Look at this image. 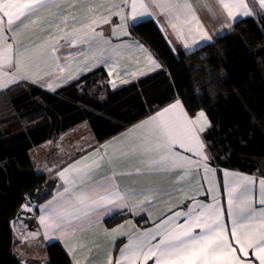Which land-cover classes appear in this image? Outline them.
Wrapping results in <instances>:
<instances>
[{
    "label": "trees",
    "instance_id": "obj_1",
    "mask_svg": "<svg viewBox=\"0 0 264 264\" xmlns=\"http://www.w3.org/2000/svg\"><path fill=\"white\" fill-rule=\"evenodd\" d=\"M130 33L161 70L116 89L99 68L56 91L25 80L0 91V264H73L58 241L46 246L45 259H23L13 219L26 196L38 211L58 189L56 179L38 173L32 149L83 123L103 142L179 99L190 116L203 111L210 121L204 142L219 176L229 170L264 178V14L188 53H175L153 20L131 24ZM129 218L122 212L105 222ZM137 222L149 225L142 216Z\"/></svg>",
    "mask_w": 264,
    "mask_h": 264
},
{
    "label": "snow or ice",
    "instance_id": "obj_2",
    "mask_svg": "<svg viewBox=\"0 0 264 264\" xmlns=\"http://www.w3.org/2000/svg\"><path fill=\"white\" fill-rule=\"evenodd\" d=\"M220 2L229 17H233L234 8H243L244 14H249L243 0L233 4L224 0ZM258 3L264 13V0H258ZM153 5L162 14L184 12L185 18L191 11L190 4H180L178 0H153ZM58 7L59 0H0V90L30 79L31 70L46 56L50 55L58 62L60 57L57 51L60 47L84 44L88 52L93 53V63H103L101 57L105 54V45L113 53H117L119 48L132 47L130 44L111 45L101 33L96 32L98 21L95 16L98 13H93L87 25L73 28L71 32L64 30L68 24L67 16H71L72 24L79 23L74 12L55 15L44 27L42 14H51ZM139 7L147 10L143 3ZM88 10L92 11L91 8ZM131 12L135 20L136 0H132ZM117 14L122 21L126 19L123 14ZM172 19L177 20L179 16L173 15ZM38 24L41 25V35L31 47L21 49L18 46L20 34ZM172 27L175 29L176 24L173 23ZM56 30L64 31V35L55 36ZM81 32H84L83 39L80 38ZM124 35L128 33L125 31ZM201 38L212 39L206 31L202 32ZM61 40L64 44L60 43ZM149 60L153 69L160 67L151 56ZM57 68L64 71L59 63ZM75 78L73 73H69L67 77L58 78L55 85L60 86L66 80ZM47 86L55 90L52 83ZM207 123L203 111L192 118L177 100L136 126L148 127L147 133L139 137L129 150L120 153L121 157H141L134 175L175 173V184L182 188L193 167L203 169L204 178L208 181L207 191L212 193L213 202L196 200V195L202 194L200 187L188 185L193 192L191 203L186 208L177 206L175 211L170 208L171 214L165 215L152 229L129 236L127 243L119 250L115 264H148L149 260L152 264H264V180L259 181L258 204L261 207L257 209L254 206L257 202L253 189L255 180L249 176L224 173L229 227L216 196L215 169L209 166L208 157L203 151L205 144L200 133ZM108 147L100 146L95 151L103 154L90 161L89 157H81L58 173L64 181L63 190L39 208L43 213L39 216V223L45 233L51 230L61 236L74 234L95 225L113 209L151 203L160 198L156 189L137 190L121 187L117 183V175L133 173L118 174L113 170L112 175L96 179L100 169L105 166L112 168V159L107 156ZM177 148L181 151H177ZM186 153L199 157V161H194ZM22 210L33 211L28 205L22 206ZM106 264H113L112 257L106 259Z\"/></svg>",
    "mask_w": 264,
    "mask_h": 264
},
{
    "label": "crops",
    "instance_id": "obj_3",
    "mask_svg": "<svg viewBox=\"0 0 264 264\" xmlns=\"http://www.w3.org/2000/svg\"><path fill=\"white\" fill-rule=\"evenodd\" d=\"M178 2L180 4H190L191 11L190 14H187V18H185L184 12L162 14L158 8L154 7L153 0H136L137 13L136 19L133 20L131 12L132 0H59V7L53 9L51 14H42L44 27L47 26V21L55 15H67L69 12H74L78 17L79 23L72 24L71 16H67L68 24L64 30L71 32L73 28H80L82 25H87L90 18L93 17V13H98L95 16V19L98 21V24L95 26V31L101 33L104 39L110 41L111 45L130 44L132 47L119 48L117 53H113L105 45V54L101 57L103 63L99 61L93 63V53L88 52L84 44L78 43L74 47H60L57 51V56L60 57L58 62L53 60L50 55L44 57L38 63V66L31 70L30 79L25 81L32 82L35 80L37 82L34 84L49 91L53 90L48 88L47 85L52 83L55 88L54 91H56L96 69L103 68L109 76L110 87L116 89L162 69L161 63L153 53L142 42L133 38L130 33L131 24H137L145 20L155 21L175 53H179L180 51L188 53L231 31L239 20L264 14L261 11L258 0H243L247 4L249 14L245 15V9L243 8H234L233 17L227 15V11L223 8L220 0H178ZM224 2L233 4L239 3V0H224ZM141 3L146 6V11L139 7ZM89 8L92 9L91 12L88 10ZM117 13L123 14L126 19L122 21L120 15ZM173 15H178L179 19L173 20ZM105 20L107 22H104ZM173 23L176 24L175 29L172 27ZM64 31L56 30L54 35L61 37L64 35ZM86 31L87 28L85 27L84 32ZM125 31L128 35H124ZM203 31H206L212 37L211 41L201 38ZM84 32L80 34L81 39L85 38ZM40 35L41 25L31 26L18 37V46L21 49L31 47L33 41H36ZM60 43L64 44V41L61 40ZM81 53H84V55H81ZM149 56L160 65L159 68H152ZM57 63L64 67V71H60L57 68ZM69 73H73L76 78L66 80L60 86L55 85V81L58 78L67 77ZM7 88L9 87L3 90ZM179 101L185 108L182 101ZM170 104L160 108L147 118L103 142H98L89 125L83 123L67 131L59 139L46 142L32 149L31 156L38 173L56 179L58 181V189L49 199L39 205L36 219L29 222V227L33 230V234L28 237L24 236V240H21L18 246L19 255L23 259H45L46 246L53 241H58L71 257L73 264H77V261L79 264H106V259L109 256L112 257L113 264H115V260L119 257V250L127 243L129 236L152 229L154 224L159 222L165 215L171 214L169 212L170 208L175 211L177 206L186 208L191 203L193 192L188 185L200 187L202 194L196 195V200L204 203L213 202L212 193L207 191L208 181L204 178L203 169L193 167L185 181V186L181 188L175 184V173L134 175L135 169L140 166L139 159L141 157L138 155L121 157L120 155L121 151L129 150L131 146L137 143L139 137L147 133L148 127L137 128L136 126L142 124L144 121H148L150 117L155 116ZM192 118H195V116ZM206 119L208 123L205 130L200 133L203 141L204 133L210 126V121L207 116ZM61 141H64L62 148L59 147ZM102 145H109L107 156L112 159V168L105 166L100 169L95 176L96 179H99L101 176L112 175L113 170L118 174L133 173V175H117V183L121 187H131L137 190L143 188L156 189L160 198L153 200L151 203H137L133 207L113 209L110 214L101 217L95 225L74 234L61 236L58 232L51 230L45 233L43 226L39 223V216L43 214L39 208L63 190L65 186L64 181L58 173L74 162L79 161L81 157H89L90 161L96 158L97 155L103 154L95 151ZM47 146H50V148L47 149ZM176 150L181 151L178 148ZM203 151L207 155L206 145ZM186 155H189L194 161H199V157L193 154L186 153ZM42 157L50 159L43 160ZM38 163L43 166V169L38 168ZM225 172L249 176L255 180L253 189L257 197V202L254 206L257 209L261 207L258 204L259 181L264 180V178L229 170H222L221 176H219L218 171L215 169L216 196L224 209V219L230 227V217L227 213ZM122 212L130 213L131 218L126 219L116 226L109 227L105 221ZM139 216L145 217L146 223H149V225L140 226L137 222V217ZM114 229L116 231H113ZM119 242H122L120 248L118 247ZM148 264H152V261L149 260Z\"/></svg>",
    "mask_w": 264,
    "mask_h": 264
},
{
    "label": "built area",
    "instance_id": "obj_4",
    "mask_svg": "<svg viewBox=\"0 0 264 264\" xmlns=\"http://www.w3.org/2000/svg\"><path fill=\"white\" fill-rule=\"evenodd\" d=\"M28 205L33 211L27 212L22 210V206ZM37 215V206L35 201L30 197L26 196L22 203L20 204L18 213L16 217L13 219V227L16 235L20 236L21 240H23L24 236H29L33 234V230L29 227V222H32L36 219Z\"/></svg>",
    "mask_w": 264,
    "mask_h": 264
},
{
    "label": "rangeland",
    "instance_id": "obj_5",
    "mask_svg": "<svg viewBox=\"0 0 264 264\" xmlns=\"http://www.w3.org/2000/svg\"><path fill=\"white\" fill-rule=\"evenodd\" d=\"M84 124H85V123H84ZM63 145H64V141H61V143L59 144V147L62 148ZM46 148L49 149L50 146H47ZM42 158H43V160H49V159H50V158H46V157H42ZM38 168H39V169H43V166H42L41 164L38 163ZM23 240H24V239H23ZM30 241H31V240H30ZM22 243H23V241H22ZM17 249H18V248H17ZM31 249L34 250V248H32V247H31ZM39 259H42V260H43L44 258H39Z\"/></svg>",
    "mask_w": 264,
    "mask_h": 264
},
{
    "label": "water",
    "instance_id": "obj_6",
    "mask_svg": "<svg viewBox=\"0 0 264 264\" xmlns=\"http://www.w3.org/2000/svg\"><path fill=\"white\" fill-rule=\"evenodd\" d=\"M21 264H27L25 261H21ZM45 264V263H44Z\"/></svg>",
    "mask_w": 264,
    "mask_h": 264
}]
</instances>
